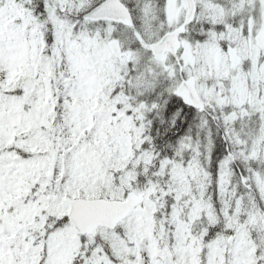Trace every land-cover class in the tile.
Instances as JSON below:
<instances>
[{
  "label": "snow or ice",
  "instance_id": "snow-or-ice-1",
  "mask_svg": "<svg viewBox=\"0 0 264 264\" xmlns=\"http://www.w3.org/2000/svg\"><path fill=\"white\" fill-rule=\"evenodd\" d=\"M0 264H264V0H0Z\"/></svg>",
  "mask_w": 264,
  "mask_h": 264
}]
</instances>
